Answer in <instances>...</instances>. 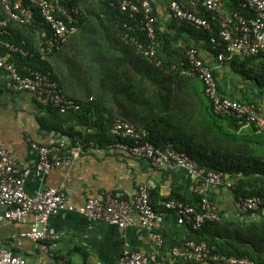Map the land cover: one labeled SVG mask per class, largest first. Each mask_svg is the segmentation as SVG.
<instances>
[{
  "label": "trees",
  "instance_id": "1",
  "mask_svg": "<svg viewBox=\"0 0 264 264\" xmlns=\"http://www.w3.org/2000/svg\"><path fill=\"white\" fill-rule=\"evenodd\" d=\"M150 1L158 17V4L165 1L169 11L172 0ZM179 1L191 6L192 0ZM240 3L241 0H225V9L239 11ZM72 5L81 13L78 32L60 49L45 54L40 48L41 24L30 26L13 21L0 2V19L8 22L12 33L1 38L34 54L23 57L13 53L11 61L23 75L33 70L48 76L58 84L62 95L80 105L79 110L67 113L52 105L44 106L49 123L42 121L43 127L62 135L55 142L63 141L72 148H78L80 143L86 149L117 142L133 145V140L118 139L113 133L116 121H122L146 131L142 142L173 147L207 170L223 171L234 181L230 188L240 198V204L248 197L264 198V141L258 138L264 134L246 122L216 115L202 82L183 65L188 49L207 51L214 60L223 51L222 45L215 48L211 43L218 23L214 22L212 31H208L173 20L169 30L161 31L158 22L157 54L155 60H150L139 49L140 45L149 44L146 33L140 28L136 30L134 20L121 12L117 0H73ZM191 7L211 19L212 15L205 10ZM125 24L130 28H125ZM180 42L183 54L174 48ZM261 57L264 58H256ZM203 59L206 61L204 56ZM253 59L237 57L226 63L239 66L238 72L247 76L252 69L245 66ZM214 73L217 78L215 68ZM261 79L264 80V63ZM256 94L260 95L258 99L263 97L262 93ZM250 103L264 115L258 102ZM241 125L251 126L259 136L241 138L230 132ZM153 195L152 205L157 211ZM202 199L193 189L189 196L178 194L170 198L163 208L172 200L200 208ZM219 212V222H207L198 231L190 227L188 240L205 243L211 257L246 258L253 264H264V206L243 212L241 219Z\"/></svg>",
  "mask_w": 264,
  "mask_h": 264
},
{
  "label": "built area",
  "instance_id": "2",
  "mask_svg": "<svg viewBox=\"0 0 264 264\" xmlns=\"http://www.w3.org/2000/svg\"><path fill=\"white\" fill-rule=\"evenodd\" d=\"M122 13L134 20L136 30L145 32L149 42L146 47L139 46L141 52L150 60H155L157 52V23L155 9L150 0H117ZM10 19L22 25L41 24L40 48L43 53L60 49L78 32L81 13L75 8L73 0H0ZM201 8L211 14V19L193 11L192 7ZM191 6L179 0H172L169 5L171 21L185 22L197 30L212 31L214 22L219 25L218 32L212 36L215 48L223 46L217 54L218 64L231 62L237 57L254 58L264 56V0H241L236 12L225 11V0H192ZM40 20V21H38ZM125 28H130L127 24ZM133 28V27H132ZM134 28V29H135ZM12 36L8 22L0 19V71L10 76L9 87L19 92H30L44 106L52 105L62 113L79 110L80 105L67 99L52 82L41 72L29 70L23 75L11 61L13 53L23 57L34 56L29 50L17 47L2 39ZM159 64V63H158ZM187 72L202 82L207 96L211 99L213 111L225 118H234L255 126L258 133L264 134V115L248 102L235 101L223 96L219 90L214 68L207 65L202 51L191 48L185 52ZM113 133L118 139H130L134 144L117 142L112 145L116 151L149 161L153 167L165 169L177 167L189 171L197 179L195 192L203 196L202 206L194 207L182 201H169L165 210L176 215L178 224L200 230L207 222H219L221 217L215 205L207 197L213 187L223 186L226 175L222 171L207 170L188 154L173 147H157L149 142H142L146 131L137 130L122 121H116ZM39 155V162L33 169L20 163L15 156L0 143V226L3 223L19 224L33 219L29 229L21 234L22 238L33 242H45L58 239L49 228L51 217L61 212H77L91 222H105L121 230L133 225L132 216L137 214L139 224L146 229L151 241V252L145 255L126 248L119 264H175L166 261L161 251L165 248V239L161 231L160 214L152 205V195L157 185L154 181L141 183L137 195L128 199L123 192L104 194L91 198L80 208L69 204L63 188H47L36 195H30L26 183L31 175L41 177L53 170L73 165L81 156V151L72 148L63 141L48 146L33 145ZM229 187L232 185L229 184ZM264 206V198L248 197L241 200L244 212L257 211ZM171 257L182 260L185 264H253L246 258L210 256L205 243L185 240L171 249ZM0 264H30L26 259L13 254L9 248L0 249Z\"/></svg>",
  "mask_w": 264,
  "mask_h": 264
},
{
  "label": "crops",
  "instance_id": "3",
  "mask_svg": "<svg viewBox=\"0 0 264 264\" xmlns=\"http://www.w3.org/2000/svg\"><path fill=\"white\" fill-rule=\"evenodd\" d=\"M162 3L157 7L158 22L160 30L165 31L172 21L164 4L166 2ZM225 11L229 12L228 9ZM180 46L181 42L174 48L183 54ZM202 54L215 68L220 91L224 96L241 102H258L264 113V80L261 79L263 57H255L253 62L245 66L247 70L252 69L246 76L238 72L239 66H236L237 69L231 64H218L207 51L202 50ZM10 81L9 74L0 71V143L20 163L34 169L39 162V155L33 145H51L62 135L43 127L42 121L49 123V114L37 97L30 92L12 90L9 87ZM256 93H262L263 97L258 99L260 95ZM230 132L239 134L241 138L259 136L247 125L231 129ZM77 147L81 156L73 165L50 171L41 177L31 175L26 183L28 194L36 195L47 188H63L69 204L77 209L83 207L89 199L104 194L123 192L124 196L132 199L137 195L141 183L154 181L157 188L153 198L161 215V231L166 247L160 255L169 262L185 264L171 257V249L188 240L191 236L190 227L179 225L176 215L166 212L163 204L178 194L189 196L193 189L195 191L197 179L194 175L177 167L155 168L147 160L114 150L112 145L86 149L79 143ZM233 182L227 176L226 184L211 188L208 198L219 211L241 219L243 211L240 198L228 186L230 183L234 185ZM132 219L133 225L121 230L105 222H91L77 212L64 211L49 220L50 231L59 238L39 243L21 237L33 219L19 224L3 223L0 226V249L9 248L13 254L26 259L30 264H119L126 248L145 255L151 252L147 230L140 226L136 213Z\"/></svg>",
  "mask_w": 264,
  "mask_h": 264
},
{
  "label": "clouds",
  "instance_id": "4",
  "mask_svg": "<svg viewBox=\"0 0 264 264\" xmlns=\"http://www.w3.org/2000/svg\"><path fill=\"white\" fill-rule=\"evenodd\" d=\"M226 63V62H225ZM230 63V62H229ZM218 84H219V81H218ZM220 93H221V91H220ZM222 94V93H221ZM223 95V94H222ZM224 96V95H223ZM226 97V96H225ZM236 101V100H235ZM241 102V101H240ZM248 103H250V102H248ZM254 105V104H253ZM255 106V105H254ZM256 107V106H255ZM247 126H249V125H247ZM215 171V170H214ZM223 172V171H222ZM224 173V172H223ZM225 174V173H224ZM226 175V174H225ZM226 177H227V175H226ZM209 196V193H208V195H207V197ZM210 200V199H209ZM214 205V204H213ZM217 207V206H216ZM218 209V208H217ZM242 209V208H241ZM218 211H219V209H218ZM243 211V210H242ZM244 212V211H243ZM220 213V212H219ZM212 263V262H211ZM213 264H215V263H213Z\"/></svg>",
  "mask_w": 264,
  "mask_h": 264
},
{
  "label": "rangeland",
  "instance_id": "5",
  "mask_svg": "<svg viewBox=\"0 0 264 264\" xmlns=\"http://www.w3.org/2000/svg\"><path fill=\"white\" fill-rule=\"evenodd\" d=\"M260 140H263L264 141V137H258Z\"/></svg>",
  "mask_w": 264,
  "mask_h": 264
}]
</instances>
